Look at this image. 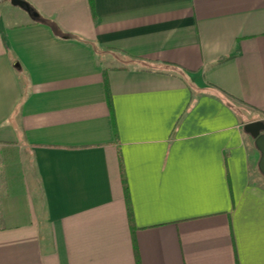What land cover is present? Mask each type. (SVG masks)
Masks as SVG:
<instances>
[{"label": "crops", "instance_id": "1", "mask_svg": "<svg viewBox=\"0 0 264 264\" xmlns=\"http://www.w3.org/2000/svg\"><path fill=\"white\" fill-rule=\"evenodd\" d=\"M24 1L0 0V264H264V0Z\"/></svg>", "mask_w": 264, "mask_h": 264}, {"label": "water", "instance_id": "2", "mask_svg": "<svg viewBox=\"0 0 264 264\" xmlns=\"http://www.w3.org/2000/svg\"><path fill=\"white\" fill-rule=\"evenodd\" d=\"M11 4L15 7H19L29 14L38 16L34 13L31 6L24 0H11ZM245 132L252 137L255 142L257 150L260 152V160L258 163V169L264 176V121H255L248 123L244 126Z\"/></svg>", "mask_w": 264, "mask_h": 264}, {"label": "rangeland", "instance_id": "3", "mask_svg": "<svg viewBox=\"0 0 264 264\" xmlns=\"http://www.w3.org/2000/svg\"><path fill=\"white\" fill-rule=\"evenodd\" d=\"M259 174H260V173H259ZM259 176H260L262 182L264 183V177H263L261 174H260Z\"/></svg>", "mask_w": 264, "mask_h": 264}]
</instances>
